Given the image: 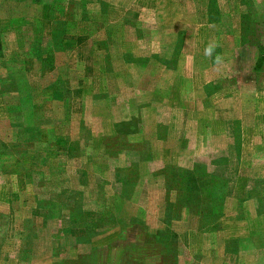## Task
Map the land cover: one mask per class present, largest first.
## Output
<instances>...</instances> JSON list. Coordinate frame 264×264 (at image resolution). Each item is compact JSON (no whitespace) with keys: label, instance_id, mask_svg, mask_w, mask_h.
<instances>
[{"label":"rangeland","instance_id":"obj_1","mask_svg":"<svg viewBox=\"0 0 264 264\" xmlns=\"http://www.w3.org/2000/svg\"><path fill=\"white\" fill-rule=\"evenodd\" d=\"M255 210L264 0H0V264H264Z\"/></svg>","mask_w":264,"mask_h":264},{"label":"crops","instance_id":"obj_2","mask_svg":"<svg viewBox=\"0 0 264 264\" xmlns=\"http://www.w3.org/2000/svg\"><path fill=\"white\" fill-rule=\"evenodd\" d=\"M151 101H156V100H154V99H152ZM142 108V107H141ZM143 143H142V148L140 149V151H139V155H138V158H139V163H140V165L142 166V165H149L150 163H151V161L154 159V156L156 155V153H155V150H154V146H152V144H151V142L150 141H148L147 140V142H145V141H142ZM170 163H172L171 161L170 162H167L166 163V165H169ZM173 164V163H172ZM172 168V173L175 171V168H173V167H171ZM187 174H186V180H187V183L188 182H190V178H192V175L191 174H194L196 171H195V169H194V165H193V163L191 164V166L189 167H187ZM140 175V174H139ZM172 176H173V174H172ZM238 181L240 182V181H242V178H239L238 179ZM238 185H239V183H238ZM238 188V187H237ZM188 190V189H187ZM174 190L173 189H171V192H173ZM242 192V190H240L239 188H238V193L240 194ZM246 192H248V191H246ZM186 193L188 194H190V195H194L195 193H193V192H190L189 190L188 191H186ZM238 194V195H239ZM239 198V197H238ZM246 200V199H245ZM194 205V204H193ZM196 207V206H195ZM195 207H193L191 210H190V213H191V216L194 218V219H196V221H198V218H197V214H198V211L196 210V208ZM78 208L80 209V210H83L84 209V207H80V206H78ZM255 212H256V210H255ZM197 216H196V215ZM264 215V213L263 214H261V215H257V212L256 213H254L253 215H252V217H256V218H258V217H261V216H263ZM238 216V214H237V212H234V216H233V221L232 220H230L232 223L234 222L236 225H238V228H237V231L236 232H238L239 231V233L238 234H236L235 235V239H242L243 237H244V235H243V232H246L247 231V233H248V230H250V222H249V220L248 219H244V218H241V217H237ZM222 218V219H221ZM218 222H219V224L218 225H211V226H207L206 228H208L209 227V230L206 232L207 233V235H209V240H210V245L212 246V251H215V246H214V242L215 241H217L216 240V237L219 235V233H221L222 234V237L224 236V238H223V242H224V244L225 245H227L228 244V241H229V239H231L230 237H232V235L230 234H227L226 232H227V226H226V224L227 223H225L224 222V217H220L219 219H218ZM196 229H198V231L200 230V231H202V230H204L205 228H200V226H199V224H198V222H197V225H196ZM215 229H217V230H219V231H215ZM260 231V230H259ZM219 232V233H218ZM257 232V231H256ZM234 234V233H233ZM258 234H259V232H258ZM252 237H257L255 234H252L251 235ZM221 237V238H222ZM250 239H253V238H250ZM216 244V243H215ZM213 246H214V248H213Z\"/></svg>","mask_w":264,"mask_h":264},{"label":"clouds","instance_id":"obj_3","mask_svg":"<svg viewBox=\"0 0 264 264\" xmlns=\"http://www.w3.org/2000/svg\"><path fill=\"white\" fill-rule=\"evenodd\" d=\"M215 47H217V45H214V44H209L208 46H206L205 49H204L205 56L212 57L213 53L215 51ZM215 59H216V61H219L220 60V56L217 55L215 57Z\"/></svg>","mask_w":264,"mask_h":264},{"label":"trees","instance_id":"obj_4","mask_svg":"<svg viewBox=\"0 0 264 264\" xmlns=\"http://www.w3.org/2000/svg\"><path fill=\"white\" fill-rule=\"evenodd\" d=\"M259 62H261V60ZM259 65H260V63H259ZM255 66H256V68L258 67L257 64Z\"/></svg>","mask_w":264,"mask_h":264}]
</instances>
